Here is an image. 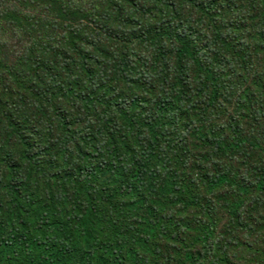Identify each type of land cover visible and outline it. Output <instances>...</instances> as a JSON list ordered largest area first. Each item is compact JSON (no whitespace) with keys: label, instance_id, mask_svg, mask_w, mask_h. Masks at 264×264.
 <instances>
[{"label":"trees","instance_id":"trees-1","mask_svg":"<svg viewBox=\"0 0 264 264\" xmlns=\"http://www.w3.org/2000/svg\"><path fill=\"white\" fill-rule=\"evenodd\" d=\"M105 1L101 18L74 25L72 42L86 38L81 48L47 50L16 74L25 58L0 57L12 83H0V172L9 178L0 185V258L33 264L56 246L47 264H243L225 244L213 262L208 244L230 229L218 230L215 216L235 226L246 216L250 236L264 234V83L255 80L264 71V0L236 9L252 17L257 36L248 44L224 20L192 42L184 17L199 9L190 0H140L132 13L141 16L128 24H120L121 0ZM113 20L128 27L122 40L106 33ZM50 22L55 33L66 27ZM132 43L152 52L136 53ZM28 79L26 95L16 88ZM177 157L188 163L175 166ZM189 157L218 167L193 165L202 173L188 175ZM238 157L243 164L227 166Z\"/></svg>","mask_w":264,"mask_h":264},{"label":"rangeland","instance_id":"rangeland-1","mask_svg":"<svg viewBox=\"0 0 264 264\" xmlns=\"http://www.w3.org/2000/svg\"><path fill=\"white\" fill-rule=\"evenodd\" d=\"M190 1L191 3L197 4L194 7L195 9H199L196 10V12H193L191 11L192 9L190 7L187 12V16L184 17L185 21L190 22L188 24L187 31L192 42H197L214 34V30L216 29V26L220 20H224L223 25L230 22L231 26L234 29V35H237L239 38H245V44L250 43L252 38L257 36V33L252 32L251 30L252 17L250 18L245 15L248 12V9L243 8L242 11L236 10L238 9L240 4L242 5L243 2L241 0L232 1L233 5L231 7H227L226 3L223 0L222 4L219 5L217 11L207 9L206 7L209 4L215 5L216 7V4L214 2L219 0ZM246 1L247 0H244V3H246ZM107 3L108 2L105 0H0V57L2 58V54H6L8 57L12 58L10 62L25 58V61H23L22 64L18 65L13 69V71H11L16 74L22 69L26 68L25 63H28L31 57L40 55L45 56L47 50L54 51V49L57 48L60 52L69 53L68 48H70L71 46L81 48V44L86 42V38L76 36L75 42H72L74 25L78 21L89 23L92 21L93 17H97L95 19L97 20L100 16L95 12H98V14L101 13L103 11L102 7ZM120 4V24L123 22H125V24H128L131 22L133 16H137L138 18L139 16H141L140 13H132V7H134L136 10L140 8V0H121ZM49 9H52V11H49ZM145 10L148 11V8H146ZM51 18L60 19L62 24L66 27L62 29L59 28L61 32L55 33V31L52 29L53 24L50 22ZM97 24L102 26L103 22L99 21ZM127 28L128 27H125V30L120 29V26L116 23L115 20H113L110 21L106 33L107 35H119L121 36L120 38L122 40V38H124V31H127ZM168 30L170 31V28ZM174 31L179 33L180 28L176 26L174 28ZM63 34L65 35L63 36ZM172 35L175 34L172 33ZM157 37L158 36H156L155 34H148L147 36V38L151 41H154ZM225 40L226 37H221L220 43H224ZM60 42H63L64 45L59 46ZM232 42H235V40H233ZM106 46H108L106 47V55L111 54V50L109 47H117L116 45H112V43L107 44ZM132 46L135 48L136 53L143 52V54L146 55L149 52H152V50H149L147 47L140 45V43H132ZM170 52H174V50H170ZM20 56H22L23 58H20ZM174 57L175 56L173 55L168 58V60H170L172 64H174ZM263 60L264 56H261L259 58V61L262 63ZM34 69L36 68L34 67ZM8 74L9 72L6 71V68L5 71L3 69V75L0 74V83L6 84L8 88L11 89L12 83L7 77ZM255 80H257V86L259 85L258 80L264 83V71L255 73ZM31 81L32 80L30 79L21 81V85H18L20 87L16 89H19L21 92L28 95L27 89L30 88ZM244 89L245 87L235 95L239 93V95L241 96ZM31 94L32 92H30V95ZM223 99L224 101H229L226 96L223 97ZM239 102L240 98L235 97L232 108H235L237 103ZM11 111L16 116H18V111H15L14 109ZM27 117L31 119L32 116L28 115ZM50 120L51 119H49V121ZM261 141L264 145V134ZM45 158L47 159V162L51 167L58 169L61 168L59 166L60 159L58 157ZM196 158L197 157H189L190 162L188 165V169L185 170L186 174H194L196 175V177H198L202 173L200 170L195 171L189 168L193 165L200 169L202 166H204L206 167L207 171L213 172L218 167V165L208 163L207 161L196 162ZM96 159L97 157H94V162H96ZM171 162L172 164L174 163L175 166L177 163L183 165V163H188V157L173 158ZM241 164H243L242 157L234 158L227 162L228 167L235 169ZM181 168L182 167H178L177 170H180ZM170 172H174L173 168ZM8 180L9 178L3 176L0 172V185H5ZM131 194L132 192L128 193V195L124 198L128 199ZM120 198L123 197L115 198L113 200H120ZM210 198L212 197L210 196ZM130 202L132 203V201ZM110 205L114 206L112 201ZM157 206L162 207V203L159 202V199L157 201ZM258 214L260 217H264V209H262ZM32 215L34 217V210H32ZM245 218L246 216H242L239 223L235 226V223L237 221H230L229 219H226V217L222 220H219L217 216L214 217L216 221L215 223L218 226V230L226 226L230 227V229H228V233L225 234L217 232L213 238V241L212 239L210 240L208 245H211L215 248L212 259L213 262L214 257L219 253V247L222 244H225L227 245V247H229V251L235 254L236 258L242 257L244 259L243 261H241L243 264H264V234L256 233L250 236V233L248 232L250 230L248 222L249 220H246ZM205 221L207 222L208 219ZM94 223L97 224V221H94ZM240 225L245 226V229L241 233L242 235H238L236 238L235 233H233L232 230L233 228H237V226ZM218 234L219 237L217 238ZM85 247L86 246L84 244L83 248L85 249ZM55 248L56 246L50 249L46 255H44L41 259L37 260V262H34L33 264H44V262L45 264H47L49 259L56 255H59L58 252L54 253ZM66 256L67 254H62L60 258L64 259L66 258ZM36 257H38V255ZM4 258H0V264H19L18 260H16L15 257L10 260H4ZM252 259H258L257 263L252 262ZM26 262L28 264L32 263L28 260H26Z\"/></svg>","mask_w":264,"mask_h":264}]
</instances>
